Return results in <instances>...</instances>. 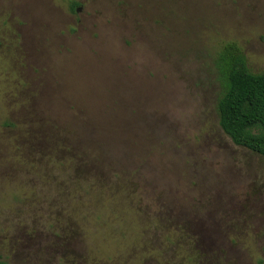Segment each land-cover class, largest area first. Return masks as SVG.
<instances>
[{"label":"rangeland","instance_id":"1","mask_svg":"<svg viewBox=\"0 0 264 264\" xmlns=\"http://www.w3.org/2000/svg\"><path fill=\"white\" fill-rule=\"evenodd\" d=\"M227 42L264 72V0H0V262L264 264V159L220 126ZM87 157L105 196L75 210Z\"/></svg>","mask_w":264,"mask_h":264},{"label":"trees","instance_id":"2","mask_svg":"<svg viewBox=\"0 0 264 264\" xmlns=\"http://www.w3.org/2000/svg\"><path fill=\"white\" fill-rule=\"evenodd\" d=\"M75 7H73V11ZM213 71L221 87V98L218 103L220 126L233 143L245 148L264 159V72L254 74L248 67L247 59L241 47L236 42L223 44L213 56ZM85 158V157H84ZM83 158V159H84ZM101 159L97 157L96 162ZM96 164V167H94ZM76 166V165H75ZM75 172L80 175L90 173L98 190L81 187L75 210H87L93 202L104 198L106 174L98 173L100 166L89 157L87 162H79ZM99 168L98 170H94ZM96 171V173H94ZM81 173V174H82ZM97 177L103 183H97ZM95 193H94V192ZM69 209L70 200H67ZM156 227V224H155ZM174 229V228H173ZM166 236L170 243L176 241L175 230ZM178 252L187 256V262L193 263V257L185 246L180 245ZM186 262H184L185 264ZM0 264H7L0 262ZM187 264V263H186Z\"/></svg>","mask_w":264,"mask_h":264}]
</instances>
